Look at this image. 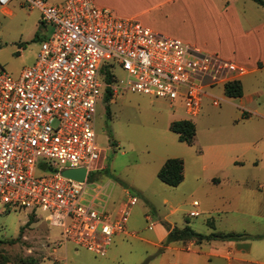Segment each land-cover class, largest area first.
<instances>
[{
  "label": "rangeland",
  "instance_id": "374dc122",
  "mask_svg": "<svg viewBox=\"0 0 264 264\" xmlns=\"http://www.w3.org/2000/svg\"><path fill=\"white\" fill-rule=\"evenodd\" d=\"M96 3L120 17L138 20L161 35L217 52L223 60L247 68L251 65L242 61L238 50L250 51L255 40L239 39L234 34L215 35L199 22H193L184 0ZM236 5L260 17L255 3L249 1V5H244L237 0ZM50 32L51 27L42 23L40 11L30 10L23 0L0 4V71L17 78L22 69L34 64ZM113 74L120 89L109 101L104 96L98 100L95 134L100 158L90 180H111L113 200H120L124 190L137 198L126 223L129 236L117 248L121 258L112 260L109 251L100 257L65 244L61 228L51 225L48 213L41 209H18L1 203L0 256L8 258V264L31 259L39 260V264H140L142 259L148 261L151 253L158 252L153 245L141 241L151 240L150 220L145 221L144 214L153 223L160 219L163 224L168 221L177 227L188 221L202 235L230 231L264 235V114L239 108L238 98L228 97L224 85L218 84L204 91L223 102L213 106L211 97H203L199 113L190 116L179 102L171 104L163 98L124 90L126 73L120 67H115ZM239 79L245 97L253 92L264 97V70ZM178 120L194 123L193 145L179 142L177 134L170 131V124ZM169 158H179L184 165V179L176 187L165 185L157 177ZM193 201L200 203V207L195 208ZM196 211L200 214L197 217ZM112 213L108 212L111 220ZM132 231L136 237L131 235ZM121 234L114 237L115 241ZM252 244L254 252L261 247L264 253V239H252ZM199 246L194 249L199 250Z\"/></svg>",
  "mask_w": 264,
  "mask_h": 264
},
{
  "label": "built area",
  "instance_id": "2783aa9c",
  "mask_svg": "<svg viewBox=\"0 0 264 264\" xmlns=\"http://www.w3.org/2000/svg\"><path fill=\"white\" fill-rule=\"evenodd\" d=\"M23 2L40 11L51 32L34 64L17 78L0 71V203L47 212L65 244L104 257L137 203L128 194L111 220L85 199L100 158L98 100L107 88L113 95L120 89L113 69L125 71L124 90L179 102L190 116L199 113L203 97H211L213 106L223 102L204 88L225 85L246 70L95 0ZM104 69L113 81L104 80ZM76 169H85L83 182L62 175Z\"/></svg>",
  "mask_w": 264,
  "mask_h": 264
},
{
  "label": "crops",
  "instance_id": "0c3cea01",
  "mask_svg": "<svg viewBox=\"0 0 264 264\" xmlns=\"http://www.w3.org/2000/svg\"><path fill=\"white\" fill-rule=\"evenodd\" d=\"M184 1L189 7L190 17L193 22H199L202 27L204 26L215 35L223 34L228 37L229 35L234 34L239 39L244 38V40L256 41L255 47H253L250 51L241 52V50H238L239 56L243 57L242 61L248 63L250 62L251 64L249 68L245 65L238 64L245 68L246 73L244 75L264 70V8L257 5L260 9L258 10L260 13V17L258 18L253 14L246 13V10L243 9V7L242 9L238 8L236 5L237 0ZM240 1H242V4L244 5H249V1L251 0ZM98 6L101 7V5ZM254 33L259 34L258 38L252 35ZM173 38L182 40L177 37ZM182 41L196 46L210 54H218L217 52H210L194 42ZM235 80L240 81L242 86V96L238 98L237 106L247 112L257 111L258 114H264V97H262V95L258 92H253L249 97H245L241 80L239 77ZM213 181L217 182L218 180L213 179ZM112 183L113 182H111V180L105 179L98 182L93 181L86 189L85 199L100 210H104L107 213L113 212L112 214H114V218L117 216L120 206L129 193L124 190L120 200H113L112 196L114 184ZM194 202L197 203V206L193 205L195 208L200 207V203L197 201H193V203ZM195 213L198 212L196 211ZM199 215L200 214L198 213L197 216ZM144 220H150V227L152 230L149 236L151 240L141 239V241L146 244L153 245L158 249V252L157 254L156 252L151 253L147 257L149 260L145 261L146 259H142L140 264H264L263 250L260 247L259 250H255L254 252L252 240L224 241L219 238H213L211 240L191 239L187 241L178 240L166 244L165 242L168 236V231L162 221L157 219L156 223H153L151 218L146 214H144ZM163 222L167 223L171 228L176 227L178 229H182L186 225L189 226L188 221H186V224L182 227H177L168 221ZM131 227L133 226H129V228ZM190 228L196 233H199L192 227ZM125 229L126 231L124 230V232H122L123 234L120 235L117 241L114 239L108 250L112 260L121 258V255L117 253V248L123 243V240L129 236V233H127L129 230L126 226ZM215 233L224 234V232H214L206 234L205 236ZM228 233L236 232L230 231ZM131 235L136 237L133 231L131 232ZM262 239H264V237ZM197 244H200L199 250L194 249Z\"/></svg>",
  "mask_w": 264,
  "mask_h": 264
},
{
  "label": "trees",
  "instance_id": "16d2710c",
  "mask_svg": "<svg viewBox=\"0 0 264 264\" xmlns=\"http://www.w3.org/2000/svg\"><path fill=\"white\" fill-rule=\"evenodd\" d=\"M256 5L264 8V0H251ZM105 74L104 80L107 82L113 81L112 75L108 69H104ZM224 92L230 98H239L242 96V86L240 81L233 80L229 81L224 85ZM113 97L111 89L107 88L104 93V100L109 101ZM170 131L177 134L178 141L192 145L196 135V128L193 122L190 120H178L174 121L169 126ZM183 161L179 158H169L165 161L163 166L157 173L158 179L170 187L178 186L184 179L183 175ZM168 231L166 244L178 241V240H211L213 238H219L224 241H240V240H252L261 239L264 235H249L246 233H215L208 236L196 233L189 226H185L182 229L176 227L171 228L168 224H164ZM0 243H3L0 241ZM9 260L5 256H0V264H8ZM21 264H39V260L31 259L30 262L22 261Z\"/></svg>",
  "mask_w": 264,
  "mask_h": 264
},
{
  "label": "water",
  "instance_id": "95a60500",
  "mask_svg": "<svg viewBox=\"0 0 264 264\" xmlns=\"http://www.w3.org/2000/svg\"><path fill=\"white\" fill-rule=\"evenodd\" d=\"M62 175L68 179L77 181V182H83L86 171L85 169H76V170H64L62 172Z\"/></svg>",
  "mask_w": 264,
  "mask_h": 264
}]
</instances>
